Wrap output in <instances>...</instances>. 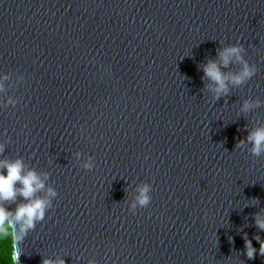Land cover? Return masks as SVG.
<instances>
[{
    "label": "water",
    "instance_id": "water-1",
    "mask_svg": "<svg viewBox=\"0 0 264 264\" xmlns=\"http://www.w3.org/2000/svg\"><path fill=\"white\" fill-rule=\"evenodd\" d=\"M258 128L264 0H0V161L50 200L19 264H264Z\"/></svg>",
    "mask_w": 264,
    "mask_h": 264
},
{
    "label": "clouds",
    "instance_id": "clouds-1",
    "mask_svg": "<svg viewBox=\"0 0 264 264\" xmlns=\"http://www.w3.org/2000/svg\"><path fill=\"white\" fill-rule=\"evenodd\" d=\"M241 50L236 46L225 49L220 54L223 64L226 66L232 57L241 60ZM203 71L207 77L216 82L217 98L221 93L227 92L225 81L228 78L222 75L215 62H209ZM253 71L245 63L243 72L231 77V80L235 84H240L245 78L250 77ZM248 107L249 105L245 104V109ZM247 141L253 145L252 153L259 156L261 152H264V128H258L251 132ZM86 167H91V165H86ZM17 182L21 187H15ZM44 187L43 181L35 171L29 170L26 174L24 173V165L21 160L0 161V264H19L22 252L18 245L22 243L27 231L35 226L34 222L43 219L44 212L50 204V200L47 198L35 197V193ZM148 191V186H144L140 190L138 202L142 206L149 203ZM17 195L24 197L29 202L18 205L14 212L9 211L6 202L15 201ZM55 195L56 192L49 188L47 197ZM256 223L261 230H264V218H257ZM257 240L259 242V237ZM245 248L247 257L254 259L257 250L252 246L251 241H246ZM259 254L264 255V243H261ZM43 264H53V262L45 259ZM56 264H65V262L61 259ZM90 264H94V262H90Z\"/></svg>",
    "mask_w": 264,
    "mask_h": 264
}]
</instances>
